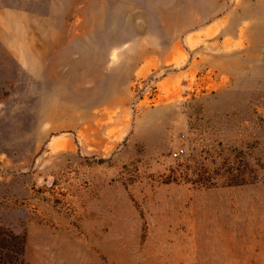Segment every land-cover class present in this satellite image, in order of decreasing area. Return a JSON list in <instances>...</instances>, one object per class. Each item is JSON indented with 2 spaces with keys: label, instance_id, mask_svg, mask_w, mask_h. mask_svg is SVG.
Listing matches in <instances>:
<instances>
[{
  "label": "rangeland",
  "instance_id": "obj_1",
  "mask_svg": "<svg viewBox=\"0 0 264 264\" xmlns=\"http://www.w3.org/2000/svg\"><path fill=\"white\" fill-rule=\"evenodd\" d=\"M0 224L24 264H264V0H0Z\"/></svg>",
  "mask_w": 264,
  "mask_h": 264
},
{
  "label": "trees",
  "instance_id": "obj_2",
  "mask_svg": "<svg viewBox=\"0 0 264 264\" xmlns=\"http://www.w3.org/2000/svg\"><path fill=\"white\" fill-rule=\"evenodd\" d=\"M25 237L0 224V264H24Z\"/></svg>",
  "mask_w": 264,
  "mask_h": 264
},
{
  "label": "built area",
  "instance_id": "obj_3",
  "mask_svg": "<svg viewBox=\"0 0 264 264\" xmlns=\"http://www.w3.org/2000/svg\"><path fill=\"white\" fill-rule=\"evenodd\" d=\"M182 152H184V149H183V148L178 149V150H176V151L174 152V155H175V156H179Z\"/></svg>",
  "mask_w": 264,
  "mask_h": 264
}]
</instances>
